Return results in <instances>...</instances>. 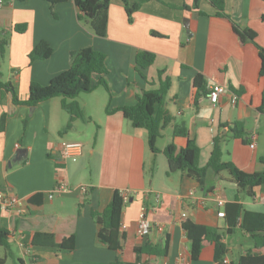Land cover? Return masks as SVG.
<instances>
[{
    "label": "crops",
    "instance_id": "0c3cea01",
    "mask_svg": "<svg viewBox=\"0 0 264 264\" xmlns=\"http://www.w3.org/2000/svg\"><path fill=\"white\" fill-rule=\"evenodd\" d=\"M223 2L231 20L254 31L256 44L264 48V2ZM136 3L140 6L132 12L129 22L125 5ZM192 3L193 0H110L106 35L97 37L72 0L56 4L53 9L43 0L6 1L0 10V37H8L9 45L0 64V80L9 83L21 101L27 99L30 83L46 85L70 66L81 49L88 47L106 56L109 92L97 88L79 94L75 101L84 119L73 121L67 131L69 115L61 108V97L29 109L14 105L9 93L0 92V118L7 116L0 132V188L18 197L24 210L21 215L0 210V227L11 232L9 252L0 247V259L11 253L4 264H17L18 260L24 264H113L117 258L130 263L134 259L132 247L163 245L167 236L168 256L141 257L142 263L215 264L213 245L205 247L196 261L191 260L181 226L184 219L221 230L226 246L222 260L230 264H237L247 254L264 256V248H255L249 234L238 225L228 232L224 217H217L215 198L226 205L238 197L245 210L264 214V209H251L240 198L227 174L228 177L223 173L215 175L208 169L204 186L179 172L167 174L163 150L169 143L178 149L186 145L185 138H173L172 124L162 130L156 142L159 152L152 154L144 130L134 128L121 112L105 113L109 102L110 108L133 106L142 92L158 87L157 72L163 71L162 77L171 80L166 109L172 123L183 124L199 147L200 167L207 163L213 138L220 135L223 162L246 173L264 171V115L258 112L263 85L258 78L257 49L251 43L241 47L230 24L215 17L205 0L199 1L201 14L191 9ZM16 25H25V32H14ZM41 41L50 45L52 54L46 60L31 62L28 54ZM142 51L153 53L155 61L139 70L134 58ZM198 74L208 88L212 84L226 88L215 107L207 96L194 103L192 81ZM240 90L243 92L232 105V91ZM234 122L243 124L248 143L229 136L227 125ZM253 137L255 146L250 148ZM62 142L79 144L81 154L62 157ZM58 181L70 191L52 193ZM81 185L87 187V193L79 190ZM115 190L129 192L121 214V229L126 234L122 252L99 244V226L92 218L93 212L101 213L108 206ZM262 195L264 186L255 189L253 198H245L253 206L264 208ZM143 208L151 229L139 238L136 227ZM77 210L80 212L72 252L31 247L36 230L53 223L57 216L75 214ZM236 235L239 239L233 243ZM61 237L57 234L56 241Z\"/></svg>",
    "mask_w": 264,
    "mask_h": 264
},
{
    "label": "trees",
    "instance_id": "16d2710c",
    "mask_svg": "<svg viewBox=\"0 0 264 264\" xmlns=\"http://www.w3.org/2000/svg\"><path fill=\"white\" fill-rule=\"evenodd\" d=\"M49 3L51 8L56 4L65 0H43ZM75 7L82 14L83 20L89 25L93 34L97 37H105L107 28V11L110 0H72ZM199 1L193 0L191 9L199 11ZM214 10L215 17L227 21L234 34L238 39L241 47L251 43L257 49L260 61L258 78L262 82L261 101L258 112L264 115V48L256 44V33L248 28H241L238 24L224 11L223 0H205ZM264 2V0H261ZM140 3L132 6L125 5V11L129 22L132 20V12L138 9ZM183 8L188 9L184 6ZM14 32L23 34L26 30L25 25L14 26ZM153 35H157L153 33ZM9 45V39L6 36L0 37V64ZM52 54V48L47 42L41 41L28 54V59L32 61L46 60ZM155 61L153 53L142 51L139 52L134 62L139 70L150 67ZM109 70L106 64V56L93 48L88 47L81 49L70 66L52 78L46 85L30 83L28 87L27 99L21 101L15 94L14 88L9 83L0 80V92L9 93L12 103L16 106H24L29 109H35L41 103L53 98L61 97V108L69 115V123L65 130L67 131L71 123L76 120L84 119L83 112L75 98L79 94L91 93L97 88H102L109 92L106 81V75ZM163 71H158V87L156 89L142 92L137 98L133 106H123L110 108V102L105 108L107 115L114 112H121L123 117L131 123L134 128L142 129L146 132L147 147L152 154H156L159 150L156 142L161 136L162 130L172 124L173 138H185L186 145L184 148L178 149L173 143H169L163 150L167 162V174L179 172L187 178L196 181L200 186H204L207 170L213 171L215 175L226 173L231 181L235 184L238 194H243L247 198L255 196V189L264 186V171L246 173L239 170L230 162L221 160V142L223 137L217 135L213 138V146L208 157L207 163L200 167L199 156L200 149L195 141L189 137L188 131L183 124H173V118L166 109L167 96L171 87L169 77H162ZM195 90L194 103L199 97L208 96L209 88L207 82L202 75H196L192 81ZM239 96L243 90L239 92L232 91ZM7 116L4 114L0 118V132L4 130ZM28 118L24 120L27 123ZM230 137L240 139L243 143L248 141L243 136V124L234 122L227 125ZM57 163V167L60 168ZM1 190H4L0 188ZM88 192V191H87ZM86 192V193H87ZM124 204L119 191L115 190L112 194L108 206L101 213H92L94 222L99 226L97 231V241L107 249L114 252H122L123 244L126 240V234L121 229V214ZM79 210L75 214L57 216L53 223L47 224L45 227L36 230L32 234L31 247L39 249H51L59 252H72L75 247V226L79 216ZM224 219L228 225V232L238 225V228L249 234L254 241L255 248H264V214L245 210L240 204L238 197L232 203H226L224 207ZM185 232L187 244L189 246L190 258L196 261L201 251L210 245L214 246L215 264H223V257L226 254V246L222 241L223 232L193 223L188 219H184L181 223ZM11 232L0 227V247L9 252V237ZM57 234H61V240L56 241ZM133 262H120L117 258L113 264H144L141 257L147 258H166L169 250V237L164 240L163 245L146 243L140 247H132ZM11 254V253H10ZM6 253L0 264H4L8 257ZM31 260V259H30ZM34 262V259L31 260ZM17 264H24L21 260ZM237 264H264V256L256 257L250 254L242 256Z\"/></svg>",
    "mask_w": 264,
    "mask_h": 264
},
{
    "label": "built area",
    "instance_id": "2783aa9c",
    "mask_svg": "<svg viewBox=\"0 0 264 264\" xmlns=\"http://www.w3.org/2000/svg\"><path fill=\"white\" fill-rule=\"evenodd\" d=\"M6 1L7 0H0V10L3 8ZM225 91H226V88L220 84H212L209 87L207 99L213 107H215L217 105L220 97L225 93ZM236 102H237V96L233 95L232 99H231V104L235 105ZM249 146H250V148H254V146H255V138L254 137L252 138V141L249 144ZM60 152H61L62 157L78 156L81 154L82 148L79 144H76V143L62 142L60 144ZM79 190L84 194L88 191L87 187L82 186V185L79 186ZM66 191H70V189L61 181L56 182L53 189H52V193H54V194H60V193L66 192ZM119 194L122 198L123 204H127L128 199H129V192L125 191V190H121V191H119ZM50 197H51V195H50ZM260 200L264 204V195H262L260 197ZM214 203H215V206L217 208H219V211L217 212V217L223 218L224 217L223 209L225 206V202L219 198H215ZM0 210L1 211H8V212L11 211L15 215H21L22 213H24V210L21 206L20 199L14 195L7 193L5 190H1V189H0ZM145 212H146V209L143 208L141 210V213L139 215V219L137 221L136 235L139 238H143L151 229L150 223L145 218ZM181 217H182V219L185 218V214H182ZM157 230L161 231L162 229H161V227H157ZM222 263L223 264H230L229 261L226 259H224Z\"/></svg>",
    "mask_w": 264,
    "mask_h": 264
},
{
    "label": "rangeland",
    "instance_id": "374dc122",
    "mask_svg": "<svg viewBox=\"0 0 264 264\" xmlns=\"http://www.w3.org/2000/svg\"><path fill=\"white\" fill-rule=\"evenodd\" d=\"M102 91V90H101ZM100 93H104V92H100ZM92 129H93V126H92ZM165 135V134H164ZM56 138L57 139H60L61 140V138L58 136V135H56ZM91 138V137H90ZM86 151V150H85ZM202 151V150H201ZM86 152H84V154H85ZM96 159H97V157L95 156V158H94V160H93V162L92 163H95V161H96ZM201 161L203 162V160L201 159V157H200V163H201ZM89 170H88V168H87V171L86 172H88ZM224 175H225V177H228L227 175H226V173H223ZM256 194H258V192L256 193ZM240 198L243 200V201H245L246 203H249L250 204V208L251 209H256V210H263L264 208L262 207V206H260L259 204H257L256 206H253L252 205V201L250 200V199H246L245 198V196L244 195H240ZM239 239V236L238 235H236L235 237H233V240H232V242L234 243V242H237V240Z\"/></svg>",
    "mask_w": 264,
    "mask_h": 264
}]
</instances>
